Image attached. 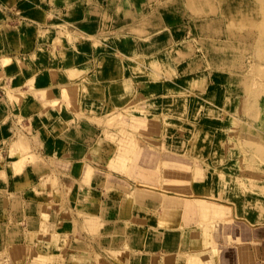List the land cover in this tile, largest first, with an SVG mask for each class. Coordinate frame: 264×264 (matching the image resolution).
<instances>
[{
  "label": "crops",
  "instance_id": "crops-1",
  "mask_svg": "<svg viewBox=\"0 0 264 264\" xmlns=\"http://www.w3.org/2000/svg\"><path fill=\"white\" fill-rule=\"evenodd\" d=\"M94 75L64 73L75 102L51 73L62 104L33 100L22 137L2 105L0 264H264V122L245 88L207 77L204 91L121 101L129 83Z\"/></svg>",
  "mask_w": 264,
  "mask_h": 264
},
{
  "label": "rangeland",
  "instance_id": "rangeland-1",
  "mask_svg": "<svg viewBox=\"0 0 264 264\" xmlns=\"http://www.w3.org/2000/svg\"><path fill=\"white\" fill-rule=\"evenodd\" d=\"M182 42L188 48L174 54L171 48ZM93 66L97 75L88 83L111 77L106 86L131 85L121 101L135 90L137 102L159 91H204L207 77L210 90L241 85L245 112L264 122V0H0V115L4 105L5 124L14 126L7 135L22 137L16 123L33 100L61 106L55 86H47L51 73L62 97L77 102L82 90L66 84L64 73L78 77ZM197 70L204 87L179 89L178 79ZM259 129L264 141V126ZM252 155L264 167V145Z\"/></svg>",
  "mask_w": 264,
  "mask_h": 264
},
{
  "label": "bare ground",
  "instance_id": "bare-ground-1",
  "mask_svg": "<svg viewBox=\"0 0 264 264\" xmlns=\"http://www.w3.org/2000/svg\"><path fill=\"white\" fill-rule=\"evenodd\" d=\"M83 48V47H82ZM188 48V44L185 42L179 43L177 44L175 47L171 48V51L174 54H178L183 52L184 50H186ZM84 49V48H83ZM193 50V49H192ZM172 53V54H173ZM152 58H158V57H152ZM160 58V57H159ZM162 58V57H161ZM159 59V61H163L166 62L167 58H163V59ZM152 59V60H154ZM158 61V60H157ZM167 63V62H166ZM169 69V68H168ZM173 70V69H172ZM179 81V85L178 88L182 89V88H189V87H195V86H201L204 87L205 84V78H203L202 76H196V75H185L184 77L178 79ZM187 95V94H186ZM183 96V95H182ZM199 109V108H198Z\"/></svg>",
  "mask_w": 264,
  "mask_h": 264
}]
</instances>
